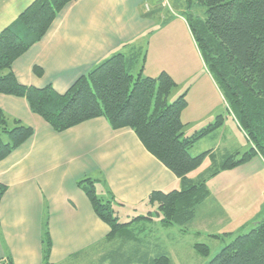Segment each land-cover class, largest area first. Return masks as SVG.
Masks as SVG:
<instances>
[{
    "label": "trees",
    "instance_id": "16d2710c",
    "mask_svg": "<svg viewBox=\"0 0 264 264\" xmlns=\"http://www.w3.org/2000/svg\"><path fill=\"white\" fill-rule=\"evenodd\" d=\"M73 1L34 0L0 31V94L25 98L31 110L56 132L97 117L106 118L113 129L131 128L146 149L180 179V188L152 191L147 200L156 205L155 211L121 222L114 204L124 203L114 194L99 195L96 179L92 177L81 178L77 184L88 196L96 215L110 227L106 239H120L108 255L113 264H129L133 258H139L142 264H171L168 254L153 256L148 246L133 247L128 236L134 232L133 226L149 224L158 215L164 226L189 229L199 205L211 194L207 184L210 178L258 153L264 156V0H195L207 6L205 21L195 19L191 25L196 43L215 81L222 86L239 125L253 141V147L241 158L236 159V153L229 154L220 167L197 178L188 173L200 166L210 152L194 156L189 150L197 141L222 127L224 117L218 116L215 122L191 136H184L186 124L182 113L189 105L187 92L169 103L170 94L178 83L168 71L149 76L141 70L135 76L132 71L139 62V47L108 56L81 75L64 93L51 84L37 87L18 80L14 71L16 59L43 39L56 18ZM35 69L38 71L37 67ZM33 135L32 126L9 115L0 106V161ZM7 190L8 186L0 182V203ZM213 236L220 238L217 234ZM43 243V264H53L48 221L44 225ZM194 247L203 256L211 253L206 243H195ZM141 249H146L147 253H142ZM2 262L13 264L10 257L0 258V264ZM205 264H264V216Z\"/></svg>",
    "mask_w": 264,
    "mask_h": 264
},
{
    "label": "crops",
    "instance_id": "0c3cea01",
    "mask_svg": "<svg viewBox=\"0 0 264 264\" xmlns=\"http://www.w3.org/2000/svg\"><path fill=\"white\" fill-rule=\"evenodd\" d=\"M33 1L0 0V31ZM152 1L74 0L43 39L16 59L18 80L37 87L51 84L58 92H66L95 64L117 51L130 52L137 47L136 41L154 23L150 18L156 13ZM157 61L154 70L168 71L177 81L172 69L165 66V58ZM175 65L181 74L187 73L183 55L176 54ZM217 85L215 80H208L211 89ZM188 100L183 112L190 107ZM0 106L34 128L28 141L0 161V182L8 186L0 203V258L10 257L13 264H43L46 221L52 238L51 263L79 264L91 256L106 260L119 238L106 239L110 227L96 215L77 184L81 178L96 179L104 192L114 194L130 207L147 205L154 190L166 191L180 184V179L146 149L129 127L113 129L106 118L97 117L56 132L23 97L0 94ZM150 205L149 211H155L156 205ZM197 218L198 213L191 227ZM160 219L156 215L149 224H135L128 236L133 247L143 244L153 256L168 254L173 264L171 251L162 246L164 236L171 237V232L163 230L171 226H164ZM194 245L190 249L196 251ZM93 257L90 260H95Z\"/></svg>",
    "mask_w": 264,
    "mask_h": 264
},
{
    "label": "rangeland",
    "instance_id": "374dc122",
    "mask_svg": "<svg viewBox=\"0 0 264 264\" xmlns=\"http://www.w3.org/2000/svg\"><path fill=\"white\" fill-rule=\"evenodd\" d=\"M152 5L156 13L150 18L154 20V23L150 24L139 41H136V46L141 51L140 62L137 63L132 73L137 76L144 69V75L150 73V76H157L160 73L154 70L156 64L159 63L157 59L165 58V66L172 69L178 81V85L170 94L169 103L174 102L185 92L190 99V107L182 113L183 122L188 123L184 136H191L215 122L218 116L224 117L221 128L197 141L189 150L194 156L210 152L200 166L188 173L190 177L197 178L210 169L220 167L229 154L236 153V159L241 158L253 147V141L239 125L223 95L222 86L219 83L214 89L207 86L208 80L214 81L215 76L209 71L191 27L195 19L205 21L207 6L195 0L191 3L187 0H176L175 2L169 0L168 5H164L163 0H154ZM147 8L151 9L149 4ZM177 53L183 55L185 59L187 69L185 74H181L175 68ZM227 170L229 171L222 174L225 171L223 170L207 181L213 198L198 207L195 226L182 229L178 225H173L163 230L165 233L171 232L169 239L164 236L166 240L162 242V246L165 250L171 251L172 258L175 260L173 264H205L226 244L239 234L249 231L256 222L263 218L264 156L258 153L250 160ZM96 188L99 195L107 197V192H104L101 185L96 184ZM177 188H180L179 183L166 191ZM150 206V203L134 207L127 204H114L121 222H127L134 216L146 214L152 208ZM218 210H223L224 213L220 214ZM212 234H217L220 238H215ZM198 242L210 246L209 256H203L190 249V246ZM92 257L83 259L79 264H113L109 256L106 260L96 257H93L95 260H90ZM129 264H142V262L139 258H133Z\"/></svg>",
    "mask_w": 264,
    "mask_h": 264
},
{
    "label": "built area",
    "instance_id": "2783aa9c",
    "mask_svg": "<svg viewBox=\"0 0 264 264\" xmlns=\"http://www.w3.org/2000/svg\"><path fill=\"white\" fill-rule=\"evenodd\" d=\"M163 2H164V5H165V4H166V5L169 4V0H163Z\"/></svg>",
    "mask_w": 264,
    "mask_h": 264
}]
</instances>
